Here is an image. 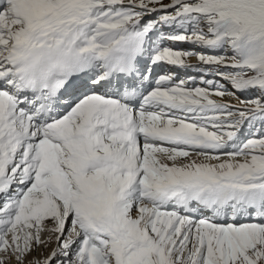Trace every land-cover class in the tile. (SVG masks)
I'll return each instance as SVG.
<instances>
[{"label":"snow or ice","instance_id":"6c2138e0","mask_svg":"<svg viewBox=\"0 0 264 264\" xmlns=\"http://www.w3.org/2000/svg\"><path fill=\"white\" fill-rule=\"evenodd\" d=\"M0 264H264V0H0Z\"/></svg>","mask_w":264,"mask_h":264},{"label":"bare ground","instance_id":"6f19581e","mask_svg":"<svg viewBox=\"0 0 264 264\" xmlns=\"http://www.w3.org/2000/svg\"><path fill=\"white\" fill-rule=\"evenodd\" d=\"M195 60L194 59H192V61H191V63L192 64H195V62H194ZM229 102H231V103H235V100H230Z\"/></svg>","mask_w":264,"mask_h":264}]
</instances>
